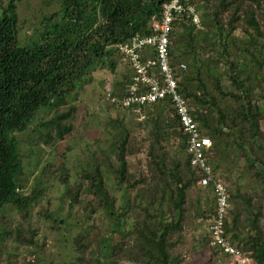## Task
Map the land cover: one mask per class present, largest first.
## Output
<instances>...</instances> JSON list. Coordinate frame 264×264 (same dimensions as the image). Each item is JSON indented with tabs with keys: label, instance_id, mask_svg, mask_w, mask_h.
Instances as JSON below:
<instances>
[{
	"label": "trees",
	"instance_id": "1",
	"mask_svg": "<svg viewBox=\"0 0 264 264\" xmlns=\"http://www.w3.org/2000/svg\"><path fill=\"white\" fill-rule=\"evenodd\" d=\"M21 1L0 0V264L38 263L8 249L38 245L36 217L74 252L53 264L229 261L211 244L216 194L191 163L172 95L123 104L144 87L131 89L136 72L120 46L152 34L169 0H45L53 8L34 22ZM182 2L199 15L195 23L185 10L171 21L176 92L211 139L207 162L228 201L222 236L248 264H264V0ZM142 53L154 58V47ZM103 69L112 76L97 125L106 137L90 144L76 112ZM159 70L148 74L160 83ZM85 191L92 203L80 200ZM105 230L118 235L111 244L100 241Z\"/></svg>",
	"mask_w": 264,
	"mask_h": 264
},
{
	"label": "built area",
	"instance_id": "2",
	"mask_svg": "<svg viewBox=\"0 0 264 264\" xmlns=\"http://www.w3.org/2000/svg\"><path fill=\"white\" fill-rule=\"evenodd\" d=\"M187 11L193 20L198 23V14L191 5H184L182 0H169L163 6V17L159 24L154 27V32L150 35L135 39L130 43L120 46V50L133 66L136 75L133 77L131 89H136L137 82H141L144 87V92L136 96H129L123 100V104L127 105L129 102H153L158 99L171 94L173 101H175L178 116L183 129L190 134L188 150L191 153V163L197 164L201 168L202 177L200 183L202 185L208 184L210 181L213 185V190L216 194V216L209 225L211 232V244L218 245L223 252L230 256V260L224 264H248L249 258L244 255L239 249L234 247L229 241L222 236V225L224 215L228 208V201L226 189L220 180H213L211 175V166L207 162V151L205 150L211 144V139L208 136L200 135L197 130V124L193 118L188 114L183 99L176 92V80L174 73L168 63V45L169 33L171 30V21L174 14ZM146 46L154 47V58L143 59L142 50ZM152 67H158L160 70V83L148 72ZM181 68L185 65L181 64ZM162 83V85H161Z\"/></svg>",
	"mask_w": 264,
	"mask_h": 264
},
{
	"label": "rangeland",
	"instance_id": "3",
	"mask_svg": "<svg viewBox=\"0 0 264 264\" xmlns=\"http://www.w3.org/2000/svg\"><path fill=\"white\" fill-rule=\"evenodd\" d=\"M53 7L45 4V0H23L21 1V14L22 16L29 17L32 22H34L38 17L41 11L47 12L50 11ZM199 13H205V8L203 6L198 9ZM198 13V12H197ZM199 15V14H198ZM27 26V24H26ZM24 26V28L26 27ZM27 28V27H26ZM120 66V65H119ZM117 72L119 71L116 70ZM118 76V74H116ZM116 76V77H117ZM112 77L106 70L96 71L93 75L92 82L85 88V91L80 94V104L77 108L75 124L77 126L78 131H81L85 135V142L91 144L95 138H104L106 134L102 129L97 127L100 121L103 119L104 110L101 105V97L103 96V81L105 78ZM111 80V79H110ZM109 80V81H110ZM107 85L105 88H108ZM73 139H66L65 141H60L56 144L57 151H61L64 146L68 143H72ZM84 142L80 144L83 145ZM50 149L47 148L46 151ZM56 151V152H57ZM80 152V156H83V152ZM77 163V162H74ZM134 163V161H132ZM135 165V164H134ZM43 200V199H42ZM80 200L84 202L92 203L94 198L87 191L83 192L80 196ZM44 204L45 201L43 200ZM55 204L58 203V200L55 199ZM81 212V210H78ZM34 223L37 224L38 232L40 234V242L36 246L30 247L28 250L26 247H21L20 250L16 248H9V250H13V253H21L25 255L29 259H38L37 264H53L55 262H68L74 259V252L71 246L66 243L61 233L56 232L55 230L49 229V222L44 220L43 218H34ZM108 235V230L103 232V236L100 241H103L105 244H111V242L118 237L117 234L110 236V238H106ZM42 240L44 243H41ZM41 243V244H40ZM5 251L7 253V249H3L1 251L3 257H5ZM5 255V256H4ZM249 263V262H248ZM127 264V263H123Z\"/></svg>",
	"mask_w": 264,
	"mask_h": 264
}]
</instances>
